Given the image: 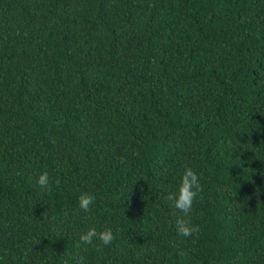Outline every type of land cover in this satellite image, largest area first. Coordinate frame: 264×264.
I'll list each match as a JSON object with an SVG mask.
<instances>
[{
    "label": "trees",
    "instance_id": "1",
    "mask_svg": "<svg viewBox=\"0 0 264 264\" xmlns=\"http://www.w3.org/2000/svg\"><path fill=\"white\" fill-rule=\"evenodd\" d=\"M81 257L264 264V0H0V264Z\"/></svg>",
    "mask_w": 264,
    "mask_h": 264
},
{
    "label": "clouds",
    "instance_id": "2",
    "mask_svg": "<svg viewBox=\"0 0 264 264\" xmlns=\"http://www.w3.org/2000/svg\"><path fill=\"white\" fill-rule=\"evenodd\" d=\"M56 183L58 184L59 181ZM37 184L42 191H50V178L47 171L39 175ZM203 190L198 174L191 167H186L182 173L177 191L167 196V199L172 201V207L183 213V216L177 217L175 222L177 233L183 237H191L200 231L198 225L191 224L184 217L192 211L194 202ZM94 199L93 195L82 193L78 198L79 208L87 213L94 203ZM114 239L115 236L111 229L106 228L98 232L95 227L88 228L79 237L80 242L89 246L93 245L96 240H99L103 246H108ZM77 247H79V244ZM97 250H100L99 246H97ZM80 264H83V257L80 258Z\"/></svg>",
    "mask_w": 264,
    "mask_h": 264
}]
</instances>
